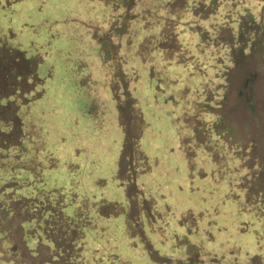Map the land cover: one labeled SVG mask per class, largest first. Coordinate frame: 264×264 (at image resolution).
<instances>
[{
  "label": "trees",
  "instance_id": "trees-1",
  "mask_svg": "<svg viewBox=\"0 0 264 264\" xmlns=\"http://www.w3.org/2000/svg\"><path fill=\"white\" fill-rule=\"evenodd\" d=\"M16 3L19 0H0V16L9 17ZM77 3L78 6L71 8L66 15L55 18L24 16L0 37V90L5 84L9 92L0 95V102L8 103L12 120L25 140L33 141L37 146L46 145L45 134H49V127L54 124L49 125L44 119L60 112L59 105L47 102L46 88L54 86L52 81L57 77L63 79L55 70L52 45L57 40L62 41L65 35L67 47L59 45L55 50L70 61L66 69L72 90L78 98H85L88 108H78L75 112L65 110L69 122L66 129L59 128L60 139L73 132L74 140L81 147L86 143L85 136L106 130L105 120H108L110 127H115L121 134L118 150L128 145L126 181L128 189L130 186L134 189L132 215L120 203L91 198L87 201L84 227L95 232V219L109 220L120 215L128 244L134 245L131 239L138 238L154 261L264 264V252L258 244L264 241V227L261 232H256L255 244L246 251L234 245L217 246L209 233H205V240L197 238L190 242L184 235L183 238L177 237L170 231L173 214L171 206L165 202V193L153 197L142 183L144 177L149 179V173L159 163L151 151L153 144L146 147L148 150L143 145L145 133L148 135L150 131L148 143L157 138L152 130L147 131L151 119L145 116L139 105L138 96L146 89L144 97L149 96L146 103L153 108H158L161 103L173 128L172 143L165 151L169 156H177L182 163L179 166L187 169L184 171L189 184L177 183L176 189H190L195 178L209 177L225 184L222 196L225 202L238 201L239 212L254 215L259 223L264 221V196L256 198L252 193L255 189L264 195V171L252 174L242 166L237 149L225 140L227 132L221 125L222 117L215 112L225 98L226 74L233 68L230 44L215 32L219 25L220 0H132L130 3L125 0H77ZM41 9L37 7L34 11ZM54 25L59 29H53ZM40 26L44 32L42 37L38 34ZM25 36H31L26 51L18 44ZM103 52L105 56L101 60ZM39 101L42 106H37ZM74 121L78 123L72 130ZM120 163L121 158L116 179H122ZM97 183L100 187L105 181L98 180ZM3 184L1 192L4 194L7 186L3 188ZM55 193L51 200H23L20 208L29 202L30 212L37 211V216L30 217L29 210L20 209V213H16L19 214V227L29 218L41 221L42 238L49 242L75 228L82 214L65 216L60 206L62 194ZM157 199L164 205H158ZM2 209H8L14 215L13 209ZM43 212L47 216L41 220L39 215ZM199 214L194 208H186L176 218L177 225L189 234L195 231ZM146 225L150 232H161L173 240L178 252L168 257L160 256L147 237ZM223 227L217 226L216 229ZM250 227L251 220L239 223L238 231L244 232ZM8 229L10 231V227ZM104 234L98 233L101 237ZM106 249L110 255L119 257L113 245Z\"/></svg>",
  "mask_w": 264,
  "mask_h": 264
},
{
  "label": "rangeland",
  "instance_id": "rangeland-1",
  "mask_svg": "<svg viewBox=\"0 0 264 264\" xmlns=\"http://www.w3.org/2000/svg\"><path fill=\"white\" fill-rule=\"evenodd\" d=\"M78 4L77 0H19L18 4L13 5L9 17L0 16V37L6 34L8 27L14 26L13 23L24 16L31 14L35 17L55 18L66 15ZM37 7L42 9L34 11ZM220 8L219 25L215 32L230 44L233 68L226 74L225 98L215 112L222 117L221 125L227 132L225 140L237 149L242 166L248 169V173L260 174L259 172L264 171V1L220 0ZM42 28L39 27V37L44 35ZM53 29H59V26L54 25ZM64 36L62 41L57 40L52 45L55 54L51 57L56 62L55 70L63 79L57 77L52 81L54 86L46 88L49 99L47 102L59 105L60 111L59 114H49L44 119L47 124H54L49 127V134H45L48 139L46 145L37 146L33 141L30 143L25 140L12 120L8 103L0 102V186L3 183V188L7 186L4 194L1 192L2 186L0 187V264H174L160 261L161 259L154 261L138 238L131 239L134 245L128 244L129 239L124 233L120 215L110 217L109 220L94 218L97 226L95 232L84 227L87 201L91 198L120 203L132 215L134 204L131 197L134 189L130 186L129 190L126 181L128 145L118 150L117 145L122 137L115 127H110L108 120H105V127L108 128L97 130L93 136H85L86 143L81 147L74 140L73 132L63 140L60 139L59 128L66 129L69 122L65 110L75 112L78 108H88L85 98H78L75 96L77 93L72 90V82L66 69L70 61H66L64 54L55 50L59 45L67 47ZM30 37L20 38L21 43H17L21 49H29L27 45ZM72 45L75 47L74 43ZM104 56V52L100 54L101 60ZM43 70H46L45 65ZM7 87L8 85H3L0 95L9 93ZM146 93L147 90L144 89L138 96L139 105L145 116L151 119L147 131L152 130L157 138L148 143L146 140L151 136L149 131L148 135L144 134L143 145L147 149L153 144L151 151L159 163L149 173V179L144 177L142 183L153 197L158 193H165V202L171 206L173 214L169 222L170 231L177 237L184 235L190 242L197 238L205 240V233H209L217 246L234 245L241 251H246L255 244L254 236L256 232H261L264 221L259 223L254 215L239 212L238 201L225 202L222 198L225 184L209 177L200 180L195 178L190 189H176L177 183L182 186L189 184L184 171L187 169L179 166L182 163L177 156H169L165 151L172 143L173 128L163 111L165 107L160 103L158 108H153L146 103L149 99V96L144 97ZM38 105L43 104L39 101ZM77 123L73 122L72 130ZM119 158L122 163V179H116ZM69 167L73 169L68 170ZM98 180H104L105 183L99 187ZM55 192L63 195L60 206L65 216L74 217L77 213L82 215H79L81 217L75 228L49 242L42 238L43 222H35L29 218L20 223V228L17 218L19 214L16 213L24 208L29 210L30 217L37 216V211L30 212L32 209L29 202L27 206L20 208L23 200H51L56 196ZM252 193L256 198L264 196L255 189ZM157 203L164 205L159 199ZM2 207L13 209L14 215ZM186 208H194L200 212L196 228L193 229L195 231L189 234L177 225L176 220ZM46 216L47 213L43 212L39 218L42 220ZM250 220L251 227L239 232L238 224ZM212 221L215 222L214 225ZM217 226H224V229H216ZM147 228L146 225L144 229L147 237L160 256L168 257L178 252L173 240L161 232H150ZM99 232L105 233L103 237L98 235ZM258 244L264 252V241ZM111 245L115 247L119 257L116 258L107 251L106 247Z\"/></svg>",
  "mask_w": 264,
  "mask_h": 264
}]
</instances>
